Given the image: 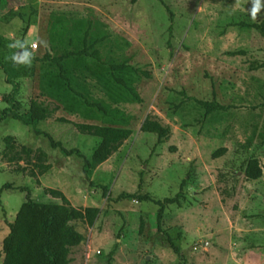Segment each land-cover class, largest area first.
Masks as SVG:
<instances>
[{
  "label": "rangeland",
  "instance_id": "1",
  "mask_svg": "<svg viewBox=\"0 0 264 264\" xmlns=\"http://www.w3.org/2000/svg\"><path fill=\"white\" fill-rule=\"evenodd\" d=\"M252 7L253 0H0V109L8 106V81H18L19 113L33 98L57 106L38 127L86 158L101 138L56 118L132 129L87 179L82 157L53 148L19 120H1L0 254L26 196L19 187L33 200L60 203L45 190L55 188L75 207L100 208L93 225L72 221L84 240L71 248L69 264H106L109 253L111 264H182L168 236L186 264H264V36L244 25L264 21V0L255 20ZM17 40L24 47H8ZM26 49L37 59L61 57L60 64L32 61L33 75L22 76L6 57ZM95 50L100 59L90 55ZM111 63L148 69L151 78ZM129 87L140 102L130 99ZM189 97L223 108L206 112ZM148 114L170 127L165 142L140 130ZM7 135L16 149L30 147V156L3 158ZM220 147L225 152L212 157ZM38 150L50 164L43 174L33 164ZM251 158L262 169L257 179L243 172ZM184 179L179 203L165 206L159 229L158 205L120 196L163 200Z\"/></svg>",
  "mask_w": 264,
  "mask_h": 264
},
{
  "label": "trees",
  "instance_id": "2",
  "mask_svg": "<svg viewBox=\"0 0 264 264\" xmlns=\"http://www.w3.org/2000/svg\"><path fill=\"white\" fill-rule=\"evenodd\" d=\"M135 2L136 0H131ZM170 15L172 13L170 12ZM244 25L255 29L264 36V21L248 22ZM91 56L100 59L98 52L95 50L90 53ZM32 61H50L59 65L61 57H51L45 55L41 59L34 57ZM20 66V74L22 76L33 75L34 65L22 67V64H14ZM111 68L131 72L138 76L151 78V71L139 66H133L125 63H111ZM11 91L3 97L8 106L0 109V121L7 117L19 120L26 126H30L34 133L45 135L53 148H59L65 155L70 156L77 154L83 158V173L89 179L93 170L108 156L117 151L121 144L132 133L129 127L102 125L92 123L74 122L64 117H58V122L71 123L78 131L101 138L90 158H86L77 148H65L62 143L55 140L51 134L38 127L41 121L51 117L57 110V106H50L44 101L31 99L28 108L24 114H20L21 102L16 99L15 94L19 89L18 81L11 80ZM130 99L132 101H141V97L134 87L128 88ZM198 105L202 106L206 112L222 109V105L215 100L207 101L189 97ZM140 130L144 132L154 133L158 143L165 142L170 135V127L161 123L157 117L146 115L140 124ZM11 135L4 137V149L2 151L3 158L9 162L20 161L23 159L21 153L27 158L33 152L30 147L22 146L20 150L16 149ZM225 147H220L212 153V157H218L225 152ZM36 161L34 166L38 168L39 174H43L50 168L47 163V153L38 150L34 155ZM28 160V159H27ZM29 161V160H28ZM243 172L248 179H257L262 174L261 166L256 158L249 159L243 167ZM35 175L34 171L30 172ZM185 184V179L181 182L180 190L173 197H166L163 200L155 199L147 193L125 194L122 197L136 196L140 201H151L159 206L157 213V228H160L163 210L167 204L179 203V197L182 196L181 189ZM4 188H11V184L5 183ZM20 190L26 192L25 199L19 206L14 219L8 222V232L2 240V256L1 264H69L71 248L78 245L84 240V235L75 229L72 221L82 220L89 225H93L97 219L100 208L96 206L75 207L62 191L55 188H46V192L53 198H59L60 203L36 201L30 197V190L27 187H19ZM103 193L106 194L107 188L103 186ZM179 236V235H178ZM168 242L174 253L179 254L182 264H186V259L180 254V251L171 237L168 236ZM112 253H109L106 264H111L110 259Z\"/></svg>",
  "mask_w": 264,
  "mask_h": 264
},
{
  "label": "clouds",
  "instance_id": "3",
  "mask_svg": "<svg viewBox=\"0 0 264 264\" xmlns=\"http://www.w3.org/2000/svg\"><path fill=\"white\" fill-rule=\"evenodd\" d=\"M260 10V0H253V7L251 10L252 18L255 20L257 13ZM26 43L28 45H31V48L35 50L36 44L34 42H31L27 39H25ZM9 48H20L24 47V45L20 44V40L15 41V44H9ZM6 59H10L14 64H23L25 66H31L32 60L34 59L33 51H29V49H26L24 54H21L19 52L14 53L10 57H6Z\"/></svg>",
  "mask_w": 264,
  "mask_h": 264
},
{
  "label": "built area",
  "instance_id": "4",
  "mask_svg": "<svg viewBox=\"0 0 264 264\" xmlns=\"http://www.w3.org/2000/svg\"><path fill=\"white\" fill-rule=\"evenodd\" d=\"M97 252H99V251H97Z\"/></svg>",
  "mask_w": 264,
  "mask_h": 264
}]
</instances>
